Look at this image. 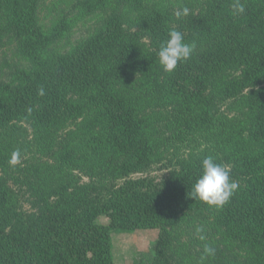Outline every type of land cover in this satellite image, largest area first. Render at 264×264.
Here are the masks:
<instances>
[{"label":"trees","instance_id":"obj_1","mask_svg":"<svg viewBox=\"0 0 264 264\" xmlns=\"http://www.w3.org/2000/svg\"><path fill=\"white\" fill-rule=\"evenodd\" d=\"M48 1L0 0V264H115L141 229L150 264H264V0ZM171 29L196 48L166 73ZM209 155L238 184L220 209L189 195Z\"/></svg>","mask_w":264,"mask_h":264},{"label":"clouds","instance_id":"obj_2","mask_svg":"<svg viewBox=\"0 0 264 264\" xmlns=\"http://www.w3.org/2000/svg\"><path fill=\"white\" fill-rule=\"evenodd\" d=\"M234 15H242L245 12L244 4L241 0H234L232 5ZM187 15V9L183 11ZM179 15V13H178ZM194 43H186L183 34L171 29L168 32V39L160 44L157 57L158 63L166 73L173 72L177 65L187 62L195 51ZM40 95L44 90L40 89ZM19 153H13L12 163L18 159ZM238 184L231 180L230 172L227 167L217 163L211 155L205 157L201 162V172L193 184L190 191V198L198 200L210 207L222 208L228 203L229 199L235 194ZM201 239H204L201 237ZM204 254L213 256L215 250L210 245L204 246Z\"/></svg>","mask_w":264,"mask_h":264},{"label":"rangeland","instance_id":"obj_3","mask_svg":"<svg viewBox=\"0 0 264 264\" xmlns=\"http://www.w3.org/2000/svg\"><path fill=\"white\" fill-rule=\"evenodd\" d=\"M56 0H49L48 3ZM93 22L87 21V24L82 27L80 23L76 28L73 29L74 37L73 40L85 36L87 34V27ZM213 35V33L211 34ZM197 39H201L199 36ZM11 56L7 57L9 61ZM4 58L0 56V71L5 70ZM11 61V60H10ZM2 72H0V77ZM221 108L226 107V103H221ZM170 170V169H169ZM168 168L159 165L151 168L147 173L144 174H130L127 180L130 182H136L138 180H145L154 184H159L162 180L166 179L167 173L170 171ZM81 182L84 183L87 180L79 175ZM123 181V180H122ZM122 181H117V184H121ZM22 210L27 213H32L34 210L30 203L25 201L21 204ZM100 222L107 224V219L102 217ZM157 230L153 229H141L135 231H112L111 232V256L115 264H150L155 256L156 242H157Z\"/></svg>","mask_w":264,"mask_h":264}]
</instances>
